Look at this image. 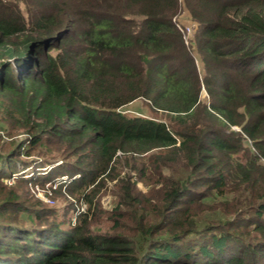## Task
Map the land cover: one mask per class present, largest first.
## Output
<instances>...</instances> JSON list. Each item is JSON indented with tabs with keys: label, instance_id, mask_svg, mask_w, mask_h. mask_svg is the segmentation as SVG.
I'll return each mask as SVG.
<instances>
[{
	"label": "trees",
	"instance_id": "trees-1",
	"mask_svg": "<svg viewBox=\"0 0 264 264\" xmlns=\"http://www.w3.org/2000/svg\"><path fill=\"white\" fill-rule=\"evenodd\" d=\"M0 264H264V0H0Z\"/></svg>",
	"mask_w": 264,
	"mask_h": 264
},
{
	"label": "rangeland",
	"instance_id": "rangeland-1",
	"mask_svg": "<svg viewBox=\"0 0 264 264\" xmlns=\"http://www.w3.org/2000/svg\"><path fill=\"white\" fill-rule=\"evenodd\" d=\"M182 19L187 20V16H182ZM192 22V21H190ZM186 24V23H185ZM190 37V36H188ZM207 95L206 90L202 91V96L205 97ZM140 108V109H139ZM139 110H144L143 113L152 114V115H158V113L154 112L149 105L146 103V101L142 98L136 99L134 102L128 105V108L126 109L127 113H136ZM123 170H127V167H123ZM50 183H47L45 186L36 187L34 186L32 188V191L27 194V199L29 203H40L43 206H50L55 207L58 210L62 211L63 208H65L66 204V194L64 193V190H58L55 189V187L51 188L49 187ZM111 189H113V181L108 183V186L106 188H103L101 190V205L103 206V209L107 210L111 208L114 204V196L111 192ZM146 190V188H143ZM58 191V192H55ZM71 200V199H70ZM87 207V204H83L80 206L81 209H85ZM75 212V211H74ZM74 214L73 211L70 215Z\"/></svg>",
	"mask_w": 264,
	"mask_h": 264
},
{
	"label": "clouds",
	"instance_id": "clouds-1",
	"mask_svg": "<svg viewBox=\"0 0 264 264\" xmlns=\"http://www.w3.org/2000/svg\"><path fill=\"white\" fill-rule=\"evenodd\" d=\"M177 16H175V18H176ZM186 26H191V28H192V30H191V33L193 34V29H194V27H195V23L194 22H186V24H183V25H180V28H181V30H182V28H185ZM183 31V30H182ZM184 32V31H183ZM191 33H190V35H191ZM189 35V36H190ZM184 37H185V32H184ZM189 39H190V37H188V40H186V38H185V41H186V43H189Z\"/></svg>",
	"mask_w": 264,
	"mask_h": 264
},
{
	"label": "built area",
	"instance_id": "built-area-1",
	"mask_svg": "<svg viewBox=\"0 0 264 264\" xmlns=\"http://www.w3.org/2000/svg\"><path fill=\"white\" fill-rule=\"evenodd\" d=\"M182 30L185 32L186 40H188V36L190 35L191 30H192L191 26H186L185 28H182Z\"/></svg>",
	"mask_w": 264,
	"mask_h": 264
}]
</instances>
